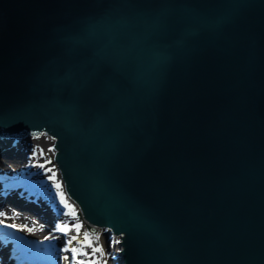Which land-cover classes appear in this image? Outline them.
Instances as JSON below:
<instances>
[{"label":"water","instance_id":"water-1","mask_svg":"<svg viewBox=\"0 0 264 264\" xmlns=\"http://www.w3.org/2000/svg\"><path fill=\"white\" fill-rule=\"evenodd\" d=\"M41 133L118 263L264 264V0H0V136Z\"/></svg>","mask_w":264,"mask_h":264},{"label":"snow or ice","instance_id":"snow-or-ice-1","mask_svg":"<svg viewBox=\"0 0 264 264\" xmlns=\"http://www.w3.org/2000/svg\"><path fill=\"white\" fill-rule=\"evenodd\" d=\"M50 151H53V149H50ZM47 163H51V161H47L46 164ZM46 164H41L39 165V167L46 168ZM46 170L52 172V175L49 176V180L53 181V186L56 189V196L59 198L60 204L63 205V208L65 209V211L62 214L70 215L74 219L78 218V214L75 212V209L68 204L65 194L61 190L62 184L57 182V177L55 175V172L52 171L51 169H46ZM12 227L15 226L13 225ZM81 228L82 225L80 224H75L71 227L65 224H61L57 230L63 232L65 235H67L70 231L74 230L76 234L71 237V240H79L84 247L92 249L91 257L89 256L88 252L79 251L80 256L86 257V259H79V260L77 259L78 250L74 248L71 249V251L73 252L72 260L74 261V264H100V261L94 257L96 256V254L103 255V249L94 246L93 242L90 240L89 235L87 233L81 234ZM65 259H67V257H65ZM104 264H106V261L104 262Z\"/></svg>","mask_w":264,"mask_h":264},{"label":"rangeland","instance_id":"rangeland-1","mask_svg":"<svg viewBox=\"0 0 264 264\" xmlns=\"http://www.w3.org/2000/svg\"><path fill=\"white\" fill-rule=\"evenodd\" d=\"M46 138V139H45ZM37 139V140H36ZM35 140V141H34ZM33 140V142L34 143H37V142H39V143H42V141L44 142V143H48V146L47 147H49V148H51L50 146V143H52V139L50 138V137H48L47 135H41V136H39L38 138H35ZM47 150V149H46ZM49 157H51L52 156V154H53V152L52 151H50V149H49ZM0 160L1 161H3V162H5V161H7L8 160V158L7 157H3V156H0ZM50 167H51V169H52V171H54L55 172V164H54V162L53 161H51V164H50ZM19 214V213H18ZM20 215L21 216H26V217H29V218H32V219H34L33 217H31L32 216V214L30 213H28L27 211H25V213H20ZM19 215V216H20ZM84 233H87L88 235H89V238H90V240L93 242V244L94 245H101L102 246V249H103V252L106 254L107 253V249H106V239H105V237H104V235L100 232H98V233H96V235H90L87 231H86V229H85V227L83 226V224H82V228H81V234H84ZM116 239H114L113 241H115ZM77 242H79L80 243V241L79 240H76ZM83 248V247H82ZM82 248H79V249H82ZM110 250H111V252L112 251H115V250H117V248H118V245L117 244H115V243H111V246H110ZM84 249V248H83ZM86 251H87V249H85ZM88 252V251H87ZM91 253V252H90ZM99 261H102L103 259L101 258V257H98L97 258Z\"/></svg>","mask_w":264,"mask_h":264},{"label":"bare ground","instance_id":"bare-ground-1","mask_svg":"<svg viewBox=\"0 0 264 264\" xmlns=\"http://www.w3.org/2000/svg\"><path fill=\"white\" fill-rule=\"evenodd\" d=\"M39 137V136H38ZM37 137V138H38ZM46 139V138H45ZM34 140V139H33ZM37 140V139H36ZM35 141V140H34ZM52 143H50V145H51ZM40 146H42V148H47V146H48V143L46 144V143H44L43 141H42V143H40ZM51 149V148H50ZM7 158H8V156H6ZM72 203H73V206H72V208L74 207V208H77V211L79 212V208H78V206H77V204L74 202V201H72V200H70ZM10 216H9V220H13L14 222L15 221H19V223H23V224H25V225H28V226H30V227H33V228H41V225L40 224H36L35 222H33L32 220L30 221L29 219H25V218H23V217H18V215L15 213H12V212H10V214H9ZM20 215V214H19ZM1 217L3 218V216H2V214H1ZM0 217V218H1ZM83 248L82 249H79L80 251H86L85 249H87V251H88V253H89V256L91 257L92 256V253H90L91 251H92V249L91 248H87V247H84V246H82ZM86 251V252H87ZM98 257H101L100 256V254H96V256L94 257V258H98ZM81 259H86V257H80ZM103 260L102 261H100V264H104V262L106 261H108L107 260V258L106 257H103L102 258ZM109 259V258H108ZM107 264V263H106Z\"/></svg>","mask_w":264,"mask_h":264}]
</instances>
